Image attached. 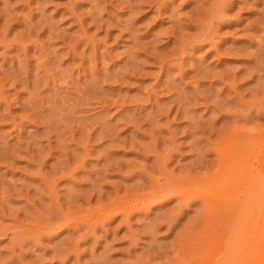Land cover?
<instances>
[{"label":"rangeland","instance_id":"obj_1","mask_svg":"<svg viewBox=\"0 0 264 264\" xmlns=\"http://www.w3.org/2000/svg\"><path fill=\"white\" fill-rule=\"evenodd\" d=\"M263 148L264 0H0V264H199Z\"/></svg>","mask_w":264,"mask_h":264},{"label":"bare ground","instance_id":"obj_2","mask_svg":"<svg viewBox=\"0 0 264 264\" xmlns=\"http://www.w3.org/2000/svg\"><path fill=\"white\" fill-rule=\"evenodd\" d=\"M220 160L227 161L224 171L217 179H210L209 185L203 188L206 193L202 201L213 220L218 218L217 222L219 218H224L221 222H226L227 232L225 237L221 234L216 242H211L207 257L199 264H242L237 258L241 254L245 258L242 259L243 264H264V231L255 236H241V244L234 242L240 239L245 227L256 218L254 214L262 211L258 199H264V181L257 177V167L253 161L258 160L264 170V156L249 155L248 152L233 157L222 154ZM253 241L254 244L250 245Z\"/></svg>","mask_w":264,"mask_h":264}]
</instances>
